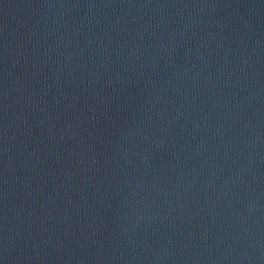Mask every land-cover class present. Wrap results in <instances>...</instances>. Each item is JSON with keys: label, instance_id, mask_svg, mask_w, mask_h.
I'll use <instances>...</instances> for the list:
<instances>
[{"label": "water", "instance_id": "water-1", "mask_svg": "<svg viewBox=\"0 0 264 264\" xmlns=\"http://www.w3.org/2000/svg\"><path fill=\"white\" fill-rule=\"evenodd\" d=\"M0 264H264V0H0Z\"/></svg>", "mask_w": 264, "mask_h": 264}]
</instances>
